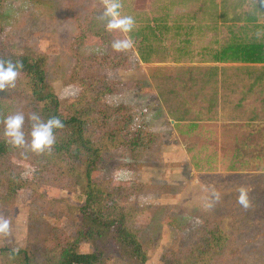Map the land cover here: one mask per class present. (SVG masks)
Segmentation results:
<instances>
[{
  "label": "rangeland",
  "instance_id": "1",
  "mask_svg": "<svg viewBox=\"0 0 264 264\" xmlns=\"http://www.w3.org/2000/svg\"><path fill=\"white\" fill-rule=\"evenodd\" d=\"M105 2L5 0L0 12L3 38L15 47L28 45L48 55L47 79L60 99H69L79 92L68 78L73 42L83 25L99 32L76 47L86 56L109 52L113 40L131 38L165 10L173 15L197 13L203 31L192 32L191 44L179 62L165 60L158 50L151 62L144 63L131 47L122 51L131 53L126 68L106 71L108 79L130 85L105 100L112 105L129 104L136 122L147 119L149 129H160L165 136L160 149L143 164L123 167L119 156L107 154L98 179L113 187L136 186L133 196L124 195L121 202L135 211L130 223L148 253L145 264H165L186 255L197 244V225L204 219L208 226H223L224 220L233 228L226 258L215 264H264V77H260L264 63L214 62L212 56L228 40L229 28L218 20L219 11H207L202 0H119L120 15L135 21L130 33L106 29ZM258 22L249 36H264V21ZM163 40L170 52L175 50L172 32ZM212 67L216 68L212 78L192 83L191 75H207ZM28 104L25 96L0 102V121L23 113ZM172 113L184 118L175 122ZM12 161L29 177L25 162ZM241 187L248 190L247 208L238 203ZM40 190L42 195L36 197L30 190L19 192L11 207L0 209V216L10 221L9 235H0V247L30 246L39 255L46 249V234L60 230L72 236L77 231V214L51 202L63 199L81 206L84 197L54 185ZM79 250L91 252L92 246L82 243ZM104 258L106 264H129L112 251H105Z\"/></svg>",
  "mask_w": 264,
  "mask_h": 264
},
{
  "label": "trees",
  "instance_id": "2",
  "mask_svg": "<svg viewBox=\"0 0 264 264\" xmlns=\"http://www.w3.org/2000/svg\"><path fill=\"white\" fill-rule=\"evenodd\" d=\"M202 1L207 2V11L218 10V20L229 28L228 40L212 56L214 62L264 63V36H249L258 21H264V0ZM4 2L0 0V12ZM200 21L197 13L173 15L165 10L152 16L144 28L131 35L135 56L138 61L148 63L161 50L165 60L179 62L184 49L191 44L192 32L203 31ZM2 29L0 25V59L19 60L23 69L14 88L0 91V102L13 101L18 96H25L29 101L23 112L26 138L32 123L28 117L33 112L44 120L59 117L64 128L56 130V143L50 153L37 154L7 143L3 135L4 120L0 121V209L11 207L19 192L30 190L36 197L42 195L40 189L43 186L51 185L77 191L84 201L81 206H71L63 199L51 202L80 218L79 227L72 236L60 230L46 234V249L39 255L30 246H2L0 264H106L105 251L118 254L129 264H145L148 253L138 231L130 223L135 211L121 202L124 195L127 199L133 196L136 186L121 184L113 187L108 181L98 179L101 161L107 154L119 156L123 167L143 164L160 149L165 136L160 129H149L147 119L136 122L129 104L112 105L105 100L106 96L115 95L130 85L129 82L108 79L105 73L126 68L131 53L128 56L112 49L103 54L81 55L76 47L88 35H99L83 25L73 42V65L68 78L79 92L73 98L60 99L47 79L49 56L28 45H11L3 38ZM170 32L177 43L172 52L163 43L165 35ZM153 41L156 42L153 44ZM211 70L207 75L200 73L198 78L193 72L192 83L205 81V77L212 78L216 68ZM175 115L172 113L175 122L184 118ZM12 158L28 165L29 177L23 176V167ZM222 223L223 226H208L204 219L199 227L197 225L200 237L194 248L165 264H215L226 258L233 228L230 222L222 220ZM82 243L90 244L92 251L81 252Z\"/></svg>",
  "mask_w": 264,
  "mask_h": 264
},
{
  "label": "clouds",
  "instance_id": "3",
  "mask_svg": "<svg viewBox=\"0 0 264 264\" xmlns=\"http://www.w3.org/2000/svg\"><path fill=\"white\" fill-rule=\"evenodd\" d=\"M121 4L119 0H106L103 15L108 18L106 29L108 31L119 30L122 33H130L135 25L132 16H121L119 9ZM133 41L130 38L115 39L111 47L119 52L131 48ZM23 69V64L19 60L0 59V91L16 86V80ZM23 113H15L5 117L3 121V135L7 138V143L14 148H28L37 154L50 153L56 143V130L63 129V121L56 116L46 120L33 112L28 119L31 123V130L28 138L23 130L25 123ZM30 138V139H29ZM212 195L219 199V194L213 189ZM238 203L247 208L249 206L248 190L244 187L239 189ZM10 232L9 219L0 216V235L7 236Z\"/></svg>",
  "mask_w": 264,
  "mask_h": 264
},
{
  "label": "crops",
  "instance_id": "4",
  "mask_svg": "<svg viewBox=\"0 0 264 264\" xmlns=\"http://www.w3.org/2000/svg\"><path fill=\"white\" fill-rule=\"evenodd\" d=\"M250 1H252V0H250Z\"/></svg>",
  "mask_w": 264,
  "mask_h": 264
}]
</instances>
